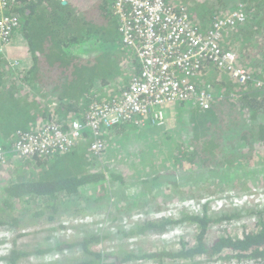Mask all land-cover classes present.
I'll return each instance as SVG.
<instances>
[{"label":"trees","instance_id":"1","mask_svg":"<svg viewBox=\"0 0 264 264\" xmlns=\"http://www.w3.org/2000/svg\"><path fill=\"white\" fill-rule=\"evenodd\" d=\"M244 3L246 22L241 28L234 30L237 36L242 37V47L237 45L238 48L230 49L236 51L238 65L250 70L253 79L264 78V0H257L250 7ZM198 4L196 9L192 10V16L187 6H176L174 0H169V5L174 7L177 13H186L200 29L202 24L199 21L211 22L214 18H222L227 12L237 8L233 0H205L204 3L201 0ZM112 5L113 0L9 1L6 13L17 20L18 25L14 31L21 32L31 57V64L27 70L13 69L18 74L12 79L11 68L0 53V130L9 136L8 138L14 139L18 132L34 130L51 121L66 129V123L73 114L84 112L92 92L96 94L97 101L104 103L111 96H120L128 88L126 82L138 72V63L133 52L124 49L119 43ZM196 10L203 13L199 12L197 16ZM260 31L263 34L256 39L255 33ZM232 33L227 36L228 39L231 36L233 38ZM96 35L102 36L108 44L113 41L114 48L109 45L108 51L93 54V49L88 43ZM84 54L92 56L89 60H81ZM210 67L207 65L206 74ZM207 80L208 75H205L198 82L200 87L212 91L214 98L208 109H196L190 114L187 121L191 137L189 149H183L182 145L187 142H181L180 135L172 136L170 133L177 131L179 124L180 127L184 126L181 120L177 122L178 119L172 116L171 112L167 121L165 118L163 129H156L160 130L158 136L161 144L170 151L167 161H170L172 167L195 170L224 164L234 166L245 158L248 162L253 158L254 161L264 162L262 88L239 85L228 77L219 83L214 78L210 83H207ZM108 85L109 91L103 88ZM48 96L58 98L60 105L56 109L50 110L40 102ZM139 121L140 118L122 121L114 127V134L104 139L102 134L104 150L96 155L90 150V143L83 141L62 154L24 159L26 164L30 161L36 162V172L27 178L23 177L17 183L2 187L4 197L0 206V228L4 224H9L15 231L22 228L21 222L10 214L9 209L13 204L27 209L28 200H40L41 204L43 201L51 203L58 195L63 197L77 192H89L91 195L90 191L97 190L96 186H99V190L102 189L100 191H104L103 187L107 186L105 181H117L122 184L119 175L105 173L107 166L101 167L100 162L105 154L110 153L109 144L113 135H121L125 128H138L135 123ZM32 122L34 125H31ZM151 125L149 122L148 126ZM111 155L118 154L112 152ZM147 161L145 159L144 163ZM50 206L51 204H48L45 209ZM160 209L161 207L157 208ZM42 213L43 211H40L35 216ZM49 217L52 221V216ZM242 217L241 212L231 209L223 210L220 214H210L208 206L205 205L199 213L180 211L176 220L169 217L147 219L137 225L134 233L141 235L151 232L162 235L174 226L186 223L196 228L193 244L188 246V243L179 241L177 249L157 251L150 247L139 255L140 249L137 254L127 253L125 250L120 254L123 258L103 256L100 246L106 238L86 235L88 237L79 244L88 257L79 264H121L131 260L151 261L155 264H196L199 260L210 263L213 259L234 264H264V211L258 212L255 230L244 231L240 237L212 232L214 227H221ZM20 236H30L31 240V233L17 234L18 238L14 241L17 254L12 258L13 264H23V259L28 253L24 250L25 244L18 243ZM31 244L33 245L32 241L30 246Z\"/></svg>","mask_w":264,"mask_h":264},{"label":"built area","instance_id":"2","mask_svg":"<svg viewBox=\"0 0 264 264\" xmlns=\"http://www.w3.org/2000/svg\"><path fill=\"white\" fill-rule=\"evenodd\" d=\"M9 1L15 2L0 0V53L3 57L7 56V47L17 33L14 29L18 25L17 20L6 13ZM244 7L245 4L239 3L236 9L227 12L222 18H214L207 29L201 30L186 13H177L176 9L169 5V0H114L112 12L120 22V44L133 52L138 63V72L130 77L128 88L120 96H111L104 103L97 101L96 94L92 92L84 112L73 114L66 123V129L51 121L37 129L18 132L14 139L0 144V167L14 168L15 162L20 159L35 156L47 158L62 154L83 141L90 143L89 148L96 155L104 150L102 134L122 121L140 118V121L135 123L138 128L149 122L161 126L165 121V109L172 105L208 109L214 98L213 93L198 85V79L205 73L207 65L217 71L216 80L219 82L228 77L239 85L255 86L264 91V82L253 79L250 70L238 65L236 51L223 45L228 40L227 36L246 22ZM16 59L6 58L10 68H22L18 66L19 61ZM109 87L108 85L103 88L109 91ZM44 101L43 104L50 110L60 105L55 96L46 97ZM258 171L264 172V166ZM104 183L109 184L107 181ZM63 197L66 199V196ZM209 198L211 197L181 201L172 208L177 209V215L180 211L199 213L202 212L203 206H211L212 201ZM213 202L220 211L232 209L241 212L242 218L253 217L258 220V213H253L248 206H264V189L234 197L223 195ZM260 209L259 211H264V208ZM140 217L147 218L141 213H135L115 223L108 221L107 217L78 218L70 210H64L58 226L45 235L42 244L39 243L35 247V252H38L40 247L46 249L34 258V261L41 264H65L68 256H64L66 251L59 248V245L64 242L71 246L80 236H110V240L126 242L148 236L151 232L145 235L134 233L138 224L127 223L128 220ZM168 217L173 216L166 214V211H159L150 218L158 220ZM185 226L188 225L185 223L174 226L163 233L161 239L167 244L172 243L174 237L180 235L179 230ZM9 231L12 230L1 229L0 237L7 241ZM168 236L171 240H167ZM113 248L110 244L102 247L105 252ZM147 264L155 263L148 261ZM196 264H218V261L213 259L206 263L199 260Z\"/></svg>","mask_w":264,"mask_h":264},{"label":"rangeland","instance_id":"3","mask_svg":"<svg viewBox=\"0 0 264 264\" xmlns=\"http://www.w3.org/2000/svg\"><path fill=\"white\" fill-rule=\"evenodd\" d=\"M202 1L204 3L205 0ZM233 1L236 2L237 5L239 3L245 4L244 2H246L247 6L250 7L257 0ZM199 12L201 14L203 13V11L199 10L198 12H195L197 13V16ZM208 22H210V20H207L206 23ZM232 34L233 38L231 36L230 39L225 41V44L223 43L225 48L242 47V37L239 35L237 36L234 32ZM103 39L102 36L99 37L96 35L90 40L88 44L91 45L93 54L103 50L108 51L109 45H111V48H114L115 43L113 41H109L110 44H108L104 42ZM127 50L131 51L130 49ZM20 54L21 53H18L19 56L16 60L19 61L18 66L22 67L23 63L21 60H24V58L23 55L22 58H19ZM91 56L92 54H84L82 55L81 60H89ZM257 59L258 55L256 56V60ZM17 74L18 72L13 71V68H11L10 78L15 79ZM205 75L206 73L203 74L201 78ZM207 75V83H210L213 78L216 80L217 71L210 67ZM257 80L264 82V78H257ZM217 82L219 83V81ZM198 85L200 84L198 83ZM228 94L230 95V93ZM178 106L172 105L169 109L168 107L165 109L166 111L173 110L176 119H178L177 122L181 120L184 124L182 127H180L181 124H179L178 130L170 133L172 136L175 134L180 135L179 140L181 142H187V144L182 145L183 149H189L190 146L188 144L190 143L191 137L189 133L190 125L187 121L189 120L188 117H190L191 110L196 108H187L184 107V105H180L181 107L179 108ZM31 125H34V122H32ZM146 126H148V123H145L140 128H125L119 136L113 135L109 144L110 153L105 154L102 157L100 165L101 167L107 166V169L104 170L105 173L119 175L122 184L117 181H110L109 184L106 183L107 186L103 187L104 191H100L102 189L99 190V186H96L97 190L90 191L92 192L91 195L89 192L83 194L77 192L74 194V198H72L73 195L71 197L66 195V199L62 196H58L55 197L56 199L51 203L43 201V204H41L39 201L29 202L31 200H28L27 209L17 207V204H13V207L9 209L10 214H12L14 219L21 222L20 226L22 227H18L20 231L15 232L18 233V235L31 233V240L30 236L19 237L20 239L18 243L25 244L24 250L28 252L23 259V264H41L39 261H34V258H36L41 252L28 250L34 249V244L38 240L44 238V236L55 226L59 217V209L70 210L74 215H77L78 218L92 217L90 214H97V216L107 217L108 221L112 220L115 223H118L119 220L123 217H128L130 214L141 213L147 218L144 219V217H140L127 221L128 224H141L147 219L151 220V215L158 213L159 211H166V214L173 216L172 218L176 220L179 215H177V209L174 210L172 208L173 205L178 204L181 201L190 199L196 200L204 197H211L209 198L212 201L211 206L208 207L209 213L220 214L221 211L219 210V207L216 206L213 201L219 199L221 196L226 195V197H234L245 192H258L264 189V172H257V170L264 166V162H257V160L254 161V158L250 162L245 158L241 163L236 162L234 166H230L229 164H224V166H205L197 170L172 167L170 161H167L170 156V151L166 146L161 144V140H159L160 136H158L160 130H156L159 127L163 128V126L155 124L148 127ZM115 128H111L109 132H105L103 139L108 135L114 134L113 131ZM112 152L118 155H111ZM145 159L148 160L146 163H144ZM23 160L24 159H20L17 161L18 163L15 162L14 164V168H18L21 164L18 171L4 172V175L0 176V206L2 205V199L4 197L2 189L4 185L8 183H16L22 180V177L31 176L36 172L34 171L36 162L30 161L26 164ZM160 161L165 162L160 163ZM153 162L155 164L152 165ZM98 197L100 198L98 199ZM48 204H51V206L46 210L45 206ZM158 207H161V209L157 210ZM261 207L264 208L262 205L255 207L248 206V209L253 210V213H258L257 211L261 210ZM233 208L239 209L238 207ZM40 211H43L42 215L37 214L35 216V214ZM49 216H52V221H50ZM256 224L257 220H254L253 217H244L241 221L229 222L223 224L221 227L216 226L212 229V232L215 234H227L233 237H240L244 231L255 230ZM3 228L4 227L0 228V230ZM72 230H74V228H72ZM179 233L180 235L174 237V241L169 244L161 239V235L154 233L134 239L132 242H126L125 240L113 241L110 240V236H101L106 239L102 246H100V252L105 257L123 258V256H120L121 253H124L119 251L121 249H126L125 252L127 253L135 254H137L138 249H140L138 252L139 255L142 251H145L144 249L150 247V249L157 251H162L163 249H177L179 241L188 243V246L193 244V236L196 234V228L194 226H185L179 230ZM8 235L10 236L9 240L12 241L13 244L11 251L7 257H5V262L6 264H13L12 258H15L17 254L14 249V241H16L18 237L13 231H9ZM86 237L88 236H80L76 238L74 244L71 246L64 242L59 245V248L66 251L63 253L64 256H68L66 263L74 262V264H79L86 260L88 255L82 245L79 244ZM167 240H171V238L168 236ZM31 241L33 245L31 244L30 246ZM109 244L114 248L105 252L102 247H107ZM45 249L46 247H44L43 250ZM147 262L148 261L131 260L128 263L121 264H147ZM180 263L186 264V262ZM115 264H117V262H115ZM218 264L234 263L218 261ZM246 264L252 263L247 262Z\"/></svg>","mask_w":264,"mask_h":264},{"label":"crops","instance_id":"4","mask_svg":"<svg viewBox=\"0 0 264 264\" xmlns=\"http://www.w3.org/2000/svg\"><path fill=\"white\" fill-rule=\"evenodd\" d=\"M193 0H174V4L176 6H187L188 10H189V13L193 16V12L192 10L196 9L195 7H197L199 4L198 2H201V0H194V3H192ZM199 10H196V12H198ZM207 12V11H206ZM209 13V12H208ZM212 17V16H211ZM207 20H203V21H199L200 24H202L201 28H205L207 29L209 24L206 23ZM209 23V22H208ZM263 32L260 31L258 33H255V38L258 39V37H260V35H262ZM18 53H21L20 54V57L19 58H22V55H23V58L24 60H21L22 63H23V66L24 69H28L30 67V64H31V57H30V54L28 52V49H27V46H26V42L25 40L23 39L22 35H21V32L16 33L14 35V37L12 38L11 40V43L9 44V46L7 47V51H6V55L7 56H4L5 59L7 57H11V58H18ZM243 67V66H242ZM207 75V74H206ZM129 78V77H128ZM127 85H128V82H127ZM49 97V96H48ZM45 99V98H44ZM44 99L42 101H40L42 104L44 101ZM178 106V105H176ZM179 108L181 107L180 105L178 106ZM184 107H187L189 108L190 106L189 105H184ZM169 109V108H168ZM193 111H196V109H192L191 110V113ZM169 112L172 113V116H175L174 114V111L173 110H169V111H164V117L166 118V121L168 120V115H169ZM190 113V114H191ZM188 114H189V111H188ZM189 118V117H188ZM184 119V118H182ZM189 121V120H188ZM169 124V122L167 123ZM163 126V125H162ZM163 129V128H162ZM6 137V138H5ZM9 136H6L5 133L3 131L0 130V144H4L6 141L10 140V138H8ZM17 162V161H16ZM18 163V162H17ZM21 166V164L19 165V167ZM19 167L18 168H2L0 167V176L4 175V172L7 173L8 171H18L19 170ZM27 178V176H24ZM23 178V177H22ZM15 180V179H14ZM16 181V180H15ZM21 181V180H20ZM17 183V182H16ZM9 184V183H8ZM4 193V191H3ZM79 193V192H78ZM58 196H61V195H58ZM57 196V197H58ZM71 196V195H69ZM32 217V215H31ZM3 226L5 227H9V228H12L14 229L12 226H10L9 224H4ZM15 230V229H14Z\"/></svg>","mask_w":264,"mask_h":264},{"label":"clouds","instance_id":"5","mask_svg":"<svg viewBox=\"0 0 264 264\" xmlns=\"http://www.w3.org/2000/svg\"><path fill=\"white\" fill-rule=\"evenodd\" d=\"M210 23V22H209ZM203 29H205V28H201V30H203ZM5 58V57H4ZM23 69H24V67H22ZM199 83V82H198ZM10 140H12L11 138H10ZM64 210H66V209H59V217H58V220H57V222L55 223V226L48 232V233H50L55 227H57L58 226V223H59V220H60V218H61V213H62V211H64ZM4 228H8V229H11L12 231H13V233L17 236V234L18 233H16L15 232V230L14 229H12V228H9V227H5V226H3ZM47 233V234H48ZM46 234V235H47ZM10 236L8 235V238H9ZM44 239H45V236H44V238H42L41 240H38L36 243H35V245L33 246L34 247V249H32V250H30V251H33V252H35V247H37V244H42L43 243V241H44ZM12 244H13V242L12 241H10L9 239L6 241L3 237H0V264H6V262H5V257H7V255L9 254V252L11 251V248H12ZM44 249V247H40V250L38 251V252H41V253H43L45 250H43ZM40 253V254H41Z\"/></svg>","mask_w":264,"mask_h":264},{"label":"bare ground","instance_id":"6","mask_svg":"<svg viewBox=\"0 0 264 264\" xmlns=\"http://www.w3.org/2000/svg\"><path fill=\"white\" fill-rule=\"evenodd\" d=\"M114 16V15H113ZM115 17V16H114ZM115 19H116V23H117V32H118V35L120 36V34H119V31H118V28H119V25H120V22H119V20H118V18L117 17H115ZM120 41H121V39L119 38V43H120ZM126 49H128V48H126ZM205 74V73H204ZM201 79V77L198 79V80H200ZM210 93H212V91L210 92ZM92 217H96L97 219L99 218V216H97V214L96 215H94V214H90Z\"/></svg>","mask_w":264,"mask_h":264},{"label":"water","instance_id":"7","mask_svg":"<svg viewBox=\"0 0 264 264\" xmlns=\"http://www.w3.org/2000/svg\"><path fill=\"white\" fill-rule=\"evenodd\" d=\"M63 4H65V2H63Z\"/></svg>","mask_w":264,"mask_h":264},{"label":"flooded vegetation","instance_id":"8","mask_svg":"<svg viewBox=\"0 0 264 264\" xmlns=\"http://www.w3.org/2000/svg\"><path fill=\"white\" fill-rule=\"evenodd\" d=\"M113 2H114V0H113Z\"/></svg>","mask_w":264,"mask_h":264}]
</instances>
